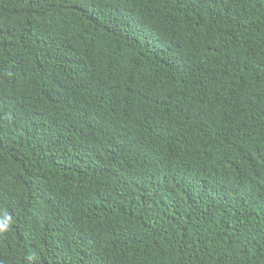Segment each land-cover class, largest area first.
I'll return each mask as SVG.
<instances>
[{"label":"trees","instance_id":"trees-1","mask_svg":"<svg viewBox=\"0 0 264 264\" xmlns=\"http://www.w3.org/2000/svg\"><path fill=\"white\" fill-rule=\"evenodd\" d=\"M0 264H264V0H0Z\"/></svg>","mask_w":264,"mask_h":264},{"label":"clouds","instance_id":"clouds-1","mask_svg":"<svg viewBox=\"0 0 264 264\" xmlns=\"http://www.w3.org/2000/svg\"><path fill=\"white\" fill-rule=\"evenodd\" d=\"M0 231H7V226L0 227Z\"/></svg>","mask_w":264,"mask_h":264}]
</instances>
